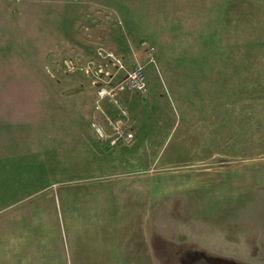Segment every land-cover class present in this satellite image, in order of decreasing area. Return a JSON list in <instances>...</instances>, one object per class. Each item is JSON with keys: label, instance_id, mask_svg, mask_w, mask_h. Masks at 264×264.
Instances as JSON below:
<instances>
[{"label": "rangeland", "instance_id": "rangeland-1", "mask_svg": "<svg viewBox=\"0 0 264 264\" xmlns=\"http://www.w3.org/2000/svg\"><path fill=\"white\" fill-rule=\"evenodd\" d=\"M0 264H264V0H0Z\"/></svg>", "mask_w": 264, "mask_h": 264}, {"label": "built area", "instance_id": "built-area-1", "mask_svg": "<svg viewBox=\"0 0 264 264\" xmlns=\"http://www.w3.org/2000/svg\"><path fill=\"white\" fill-rule=\"evenodd\" d=\"M98 54L108 59V61L114 65L117 73L120 71H125V78L124 82L122 83L124 86L139 93L146 92L147 83L144 73L145 66L139 65L132 70H127L122 60L113 52L100 49ZM107 98L111 99L112 103H114L118 108V114L115 119L109 118L103 111L101 102ZM96 104L97 110L101 112L103 116H105L110 130L109 133L107 130H105L102 124L96 122L94 124V129L99 138L108 140L112 145L121 140L131 142L134 139V134L129 124L128 113L123 107L120 106L116 98L115 89L110 87L108 84L101 83V86H99L97 90Z\"/></svg>", "mask_w": 264, "mask_h": 264}, {"label": "crops", "instance_id": "crops-1", "mask_svg": "<svg viewBox=\"0 0 264 264\" xmlns=\"http://www.w3.org/2000/svg\"><path fill=\"white\" fill-rule=\"evenodd\" d=\"M32 1H33V2H36L37 0H29V2H31V3H32Z\"/></svg>", "mask_w": 264, "mask_h": 264}]
</instances>
